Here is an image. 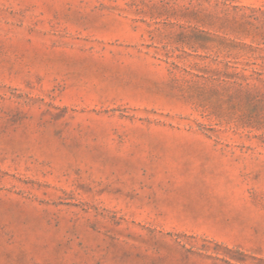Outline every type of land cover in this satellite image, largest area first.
Returning a JSON list of instances; mask_svg holds the SVG:
<instances>
[{
	"label": "rangeland",
	"instance_id": "1",
	"mask_svg": "<svg viewBox=\"0 0 264 264\" xmlns=\"http://www.w3.org/2000/svg\"><path fill=\"white\" fill-rule=\"evenodd\" d=\"M0 264H264V0H0Z\"/></svg>",
	"mask_w": 264,
	"mask_h": 264
}]
</instances>
